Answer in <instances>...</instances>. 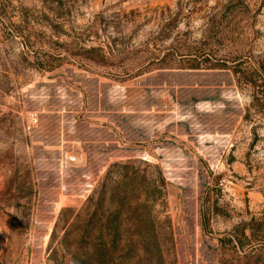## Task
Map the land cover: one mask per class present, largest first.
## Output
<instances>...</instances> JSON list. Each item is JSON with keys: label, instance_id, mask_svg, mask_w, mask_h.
<instances>
[{"label": "rangeland", "instance_id": "1", "mask_svg": "<svg viewBox=\"0 0 264 264\" xmlns=\"http://www.w3.org/2000/svg\"><path fill=\"white\" fill-rule=\"evenodd\" d=\"M0 264H264V0H0Z\"/></svg>", "mask_w": 264, "mask_h": 264}, {"label": "built area", "instance_id": "2", "mask_svg": "<svg viewBox=\"0 0 264 264\" xmlns=\"http://www.w3.org/2000/svg\"><path fill=\"white\" fill-rule=\"evenodd\" d=\"M39 119L37 116H33L30 118V125H29V129L34 128L38 125ZM77 161V156L76 155H68V154H63L61 156V163L62 165H69L72 163H75Z\"/></svg>", "mask_w": 264, "mask_h": 264}, {"label": "crops", "instance_id": "3", "mask_svg": "<svg viewBox=\"0 0 264 264\" xmlns=\"http://www.w3.org/2000/svg\"><path fill=\"white\" fill-rule=\"evenodd\" d=\"M79 152L77 153V155L79 156V163H86L87 159H86V153L85 150H79L77 149Z\"/></svg>", "mask_w": 264, "mask_h": 264}, {"label": "trees", "instance_id": "4", "mask_svg": "<svg viewBox=\"0 0 264 264\" xmlns=\"http://www.w3.org/2000/svg\"><path fill=\"white\" fill-rule=\"evenodd\" d=\"M102 245V244H101ZM103 246V245H102Z\"/></svg>", "mask_w": 264, "mask_h": 264}]
</instances>
